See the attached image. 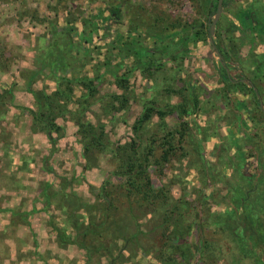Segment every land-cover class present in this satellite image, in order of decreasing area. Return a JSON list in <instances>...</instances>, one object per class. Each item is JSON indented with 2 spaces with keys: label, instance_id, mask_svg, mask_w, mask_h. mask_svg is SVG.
<instances>
[{
  "label": "rangeland",
  "instance_id": "374dc122",
  "mask_svg": "<svg viewBox=\"0 0 264 264\" xmlns=\"http://www.w3.org/2000/svg\"><path fill=\"white\" fill-rule=\"evenodd\" d=\"M113 2L120 6V14L103 17L110 13ZM210 2L0 0V264H110L109 256L94 251L101 239H91L88 254L75 242L70 224L71 220L85 224L99 214L103 194L108 191L116 205H112L110 229L122 221L110 244L112 252L119 254L117 264H168L161 253L164 211L157 201L161 198H154L158 206L153 211L146 200L133 202L142 227L136 235L134 222L125 221V189L112 173L114 159L107 149L83 148L88 138L73 118L81 109L78 101L92 96L86 94L88 89L79 78L105 74L102 82L95 80L97 95L105 97L121 91L112 78L118 71L128 74V106L108 114L95 101L81 115L85 123L102 126L103 140L109 145L133 137L132 124L145 104L163 107L178 100L166 91V77L176 75L178 84L187 79L205 87L198 91L201 107H189L184 116L188 126L182 141H174L176 148L168 160L156 169L149 168L153 184L163 186L166 200L174 208L172 218L184 231L183 243L193 250L192 264H203L200 251L194 248L201 245V239L216 244L215 252L211 248L207 252L215 257L214 264H258L257 257L264 260L261 242L257 254H246L242 243L216 220L239 205L234 198L239 192L246 196L256 226L264 232V137L248 119L247 107L236 106L241 93L230 91L228 98L216 91L223 83L218 62L229 63L227 71L235 76L239 73L237 60L232 57L226 62L219 57L209 35L187 42L183 39L192 22L209 25L214 17ZM100 8L104 14L98 13ZM244 9L264 20V0H228L217 18L225 35L239 38L246 33L240 29L237 15ZM177 19L184 24V29L177 27L183 31L166 35L163 26L173 31L176 27L170 24ZM214 33L215 26L213 40ZM248 36L240 56L253 68L252 61L263 55L264 44L257 31ZM144 47L153 49L151 72L133 66L148 57ZM64 77H73L71 84ZM28 86L46 92L61 86L71 94L63 114L55 118L60 128L51 137L32 122L28 108H35L36 102ZM216 93L217 99L213 97ZM258 97L263 110L264 101L260 94ZM158 122L157 114L146 121V139L149 133L161 137L179 124V118L171 113L165 116V124ZM162 151L163 144L158 142L154 153L160 156ZM191 222L193 226L188 227Z\"/></svg>",
  "mask_w": 264,
  "mask_h": 264
},
{
  "label": "trees",
  "instance_id": "16d2710c",
  "mask_svg": "<svg viewBox=\"0 0 264 264\" xmlns=\"http://www.w3.org/2000/svg\"><path fill=\"white\" fill-rule=\"evenodd\" d=\"M227 3L228 0H223V5ZM210 5V11L211 14H213L216 11L217 0H211ZM109 11L110 13L104 15L103 17L108 18L112 17V15L117 17L120 14L121 9L117 3L113 2ZM98 13L104 14L103 9L100 8ZM253 13L254 12L249 9L237 12L240 24L242 25H240V29L246 32L242 36H239V38L232 37L231 34L225 35L224 29L222 28L223 26L220 24V20H217L215 23L214 42L222 55V59L229 62V59L234 57L237 60L236 67L239 69V73L233 76L227 71L226 65L229 63L223 65L221 61L218 62L221 69L220 77L223 83L216 87V91L228 98L230 96V91L241 93L242 96L237 97L236 99V106H238V108L242 106L247 107L248 119L254 122L258 134L262 133L264 137V112L260 107V99L258 97L259 93L264 101V53H262V56H257L258 58L256 57V60L252 61L253 63L255 62V66L253 68H250L249 65H247L249 63L245 60L243 61L240 56V47L245 42L244 37H247L249 33L251 34L254 31L260 33L262 35L261 42L264 44V20L255 19ZM253 19L256 20V23H253ZM170 25L176 28L173 31H168V27L164 25L163 31L166 35L183 31L180 30L181 28H177L179 26L183 27L182 29L185 27L179 19ZM235 26L236 25L233 24V27ZM209 33L210 30L208 23L196 21L189 25L188 31L183 36V39H185L186 42L189 39L191 41L206 39ZM248 38L252 39V36L250 35ZM143 49L144 54L148 57L146 59H140L139 63H134L133 66L139 67L143 71L151 72V68L154 66V58L151 55V51H153V49L149 47H144ZM167 55L168 52L164 54V56ZM118 66H120V64ZM104 76L105 74L96 72L92 77L81 76V78H79L82 85H85L88 89L86 94L92 95H85L78 101L81 109H77L78 111L74 113L73 117L80 132L88 138L86 142H84L83 148L89 149L91 146L100 150L104 148L110 152L111 157L114 159L112 173L118 178V184L123 185V188L125 189L127 203V206L123 207L124 214L126 213L125 221L126 223L130 220L134 222L136 235L141 232L142 227L141 223L138 221L137 215L134 212L133 202L146 200L147 202L152 203V205L149 206H151L150 210L153 211L158 206L155 205L154 198H161L157 201L163 204L161 207L164 211V216H161L163 218V230H161L163 245L161 253L164 255H162V260L164 261L166 258L168 264H192V258L194 257L193 250L190 249V246L188 247L183 243V239L185 238L184 231L182 228L176 226L177 221L172 218L174 208L167 202V194L163 186H155L153 184V177L149 168L154 166L156 169L159 167L158 165L161 162L168 160L176 148L174 141H182L186 135L188 126V121L184 119V116L188 114L189 107H195L198 109L201 107L198 91L204 89L205 87L200 86L199 83L188 81L187 79H181L183 82L178 84L176 75H171L172 77H169L168 79L166 77V91L170 94L176 95L178 100L168 105H164L163 107H158L154 103L145 104L142 111L135 118L132 124V130L134 133L133 137L130 140L118 142L115 145H109L103 140L104 133L102 126L96 127L90 121L85 123L81 120L83 112L82 109H84V111L87 110L86 108L95 101L100 102L105 108V112L108 114L117 112L120 109H125L128 106V96L126 94V89L128 87L127 72L118 71L115 75H113V82L121 89V91H112L105 97L97 95L100 91L98 84L95 83V80L98 79L99 82H102V80L105 79ZM64 78L66 83L71 84L73 77ZM243 78L247 79L251 84L248 85L245 81H243ZM28 87L31 89V86ZM31 90L35 96L36 102L35 108H28L32 122L41 126L46 132H48L49 137H51V132L60 128L58 123L55 121V118L58 115L63 114L64 109H66V102L69 101L71 94L61 86H57L50 92H46L42 88ZM213 97L217 99V93ZM72 112H74V110L70 113ZM171 113H175L177 115L179 118V124L173 126L172 128H168L159 138L155 133H149L147 136L148 139L144 137L146 131V121L150 120L155 114H157L159 117L158 124H165V116ZM144 138L146 139L145 143L143 142ZM158 142L163 144V151L160 156H157L154 153L155 146ZM240 150L244 151V148L240 147ZM262 170L264 172V163ZM104 184H106V182ZM108 192L103 194L104 205H100L101 210L99 214L90 217L88 222L85 224H79L75 220H71L70 224L73 227L74 234L76 236L75 242L80 244V246L85 247L88 254H90L91 250V239L97 236L101 239V242L94 245V251L99 252L100 255L109 256L111 258L110 264H117L116 259L119 254L112 252L113 249L110 247V244L113 241L116 231L120 227L119 223L122 221L115 222L113 227L110 229V223L108 222L111 218L112 211L115 209L112 208V205H116L113 204L114 202L111 200ZM101 194L102 192L99 193V196H101ZM234 198L239 205L235 208L227 209L221 214V218H217L216 220L221 223V228L228 230L229 233L233 234L234 237L242 243L245 247L244 251L246 254H257L256 248L257 245H259V242H261V245L259 246H262V244L264 245V232L256 226L257 218L249 210L248 205H246V196L236 192ZM166 203L168 204L166 205ZM236 213L238 215H235ZM117 221H120L119 217ZM192 226V222L188 224V227ZM200 244V246L194 245V248L195 252L200 251L203 264H214L215 257L213 258L212 255L210 256L207 252L210 248L215 252L218 249L216 244L211 243L207 239H201ZM175 254L179 255L180 258L176 257ZM255 260L258 264H264V260L260 257H257Z\"/></svg>",
  "mask_w": 264,
  "mask_h": 264
},
{
  "label": "water",
  "instance_id": "95a60500",
  "mask_svg": "<svg viewBox=\"0 0 264 264\" xmlns=\"http://www.w3.org/2000/svg\"><path fill=\"white\" fill-rule=\"evenodd\" d=\"M222 5H223V0H217V6H216V11L214 13V17L211 20V22L209 23V30H210L209 40L212 43L213 48L217 51L219 57H221V54H220V52H219V50L217 48V45L215 44V42L213 40L212 32H213V29H214V26H215V22H216L217 18L219 17L220 13H221ZM258 96H259V94H258ZM259 99H260L259 100L260 105H262V107H263L262 100H261V98H259ZM263 110H264V108H263Z\"/></svg>",
  "mask_w": 264,
  "mask_h": 264
}]
</instances>
